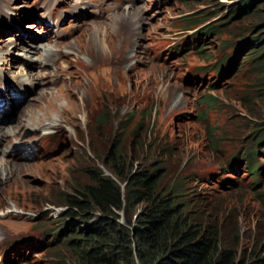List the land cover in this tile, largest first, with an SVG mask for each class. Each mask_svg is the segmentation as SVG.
<instances>
[{"label": "rangeland", "instance_id": "374dc122", "mask_svg": "<svg viewBox=\"0 0 264 264\" xmlns=\"http://www.w3.org/2000/svg\"><path fill=\"white\" fill-rule=\"evenodd\" d=\"M215 1L190 8L185 5L190 0H0V67L6 77L0 71V87L6 86L7 96H15L11 85L29 90L18 104L0 109V125L16 130L17 119L32 107L37 121L18 127L17 143L0 145L9 149L12 163L28 169L18 183L0 187V264H60L58 258L67 251L53 246L50 235L64 205L52 203L77 183H86L84 170L102 167L111 149L133 170L162 168L158 187L176 183L183 189L193 200H183L192 217L216 221L217 227L234 225L238 259H264V177L255 175L258 184L252 187L253 176L229 165L241 146L251 143L252 131H264V95L251 92L255 54L244 56L231 78L211 88L199 79L197 69L209 66L213 51L197 53L180 46L185 22L178 14L199 15L211 5L230 3ZM67 12L82 18L74 20ZM132 12L133 25L121 21ZM263 17L264 5L254 6L229 21L218 41L240 30L264 36ZM26 24L32 26L28 30L33 44L60 47L62 52L48 57L59 64L53 75L58 80L52 81L51 66L40 70L46 63L39 67V52L23 61L16 54L22 51L17 37H27ZM44 27L41 35L38 30ZM120 48L128 56L121 64L99 60V54ZM64 53L68 57L60 63ZM24 68L38 78L35 87L32 79L20 77ZM259 82L264 84V78ZM40 90L49 97L37 102L33 98ZM53 118L60 131L57 126L51 131L42 127ZM227 211L229 220H222Z\"/></svg>", "mask_w": 264, "mask_h": 264}, {"label": "trees", "instance_id": "16d2710c", "mask_svg": "<svg viewBox=\"0 0 264 264\" xmlns=\"http://www.w3.org/2000/svg\"><path fill=\"white\" fill-rule=\"evenodd\" d=\"M206 1L185 5L194 8ZM258 5L264 0H239L232 8L247 12ZM252 63L256 80L251 92L259 97L264 95L259 82L264 78V40ZM242 104L249 112L248 104ZM101 165L108 174L99 166L86 168L87 182L52 203L64 205L50 235L53 246L67 251L58 258L60 264H264L258 256L247 262L237 258L234 225L217 227L216 221L192 217L187 203L193 200L176 183L159 188L162 168L133 170L114 149ZM230 213L222 220H229Z\"/></svg>", "mask_w": 264, "mask_h": 264}, {"label": "clouds", "instance_id": "9594fccd", "mask_svg": "<svg viewBox=\"0 0 264 264\" xmlns=\"http://www.w3.org/2000/svg\"><path fill=\"white\" fill-rule=\"evenodd\" d=\"M238 1L230 0V3H226L228 5L219 4L215 8L210 7V10H201L199 15H191L193 11L178 14L180 21L185 22L180 28L184 33L180 43L181 48L187 47L190 51L197 53H201L203 49L213 51V59L209 60V66H200L197 69L200 73L199 79L205 80L208 87L211 88H216L231 78L241 66L244 56L255 54L252 56L253 60L257 55V50L262 45V40H264V36L259 33L254 34L251 30H240L218 41L219 36L227 32L226 24L245 13L239 11L238 8H232ZM217 12H221V14H217ZM42 127H47L49 128L48 131H51L53 129L50 128L54 126ZM57 129L59 130V126H57ZM261 129L262 127H259V130ZM248 141L251 143L247 147L241 146L242 151L233 155L229 165L235 164L239 169L244 168L242 172L253 176L250 183L254 187L258 184L255 175L256 177H264V131H252ZM24 145H28L27 141L24 142ZM120 185L123 187V184ZM63 210L64 208H61L58 214Z\"/></svg>", "mask_w": 264, "mask_h": 264}, {"label": "bare ground", "instance_id": "6f19581e", "mask_svg": "<svg viewBox=\"0 0 264 264\" xmlns=\"http://www.w3.org/2000/svg\"><path fill=\"white\" fill-rule=\"evenodd\" d=\"M41 2V1H40ZM95 3V2H94ZM94 3H91L90 4H94ZM106 4V3H105ZM102 5V6H105ZM100 7L102 9H104V7ZM116 7V6H115ZM114 6L111 7V11L113 10ZM139 11V10H138ZM68 13V12H67ZM74 20H77V19H80L82 18V14H80L79 16L75 17L73 15H71L70 13H68ZM129 16L123 18L121 21L124 20V22L126 23H129V24H132L135 20V15L131 13H128ZM84 16V15H83ZM36 18V17H35ZM138 19V18H137ZM45 20V19H44ZM43 21V20H42ZM56 22V21H55ZM32 24V23H31ZM31 24H26L23 26V28H25L23 31L24 34L27 35L26 38L22 39L21 36L17 37V40H16V43H18L21 47V52H17L16 54H19L20 56H22V61L26 58H28V54L29 53H32V52H39V57H38V60H42L43 62H41V64L39 65V67H41V65L45 64V66H42L40 70H43L45 67L47 66H51V69L49 71V74L51 73V78L53 77L52 81H55V80H58V78H56V76H53L54 73L57 71V68H58V63L56 61H54V59H51L50 61L48 60L49 56L51 54H54V53H58V52H62L60 50V47L58 46H50V45H37V44H33L31 42V39H30V29L32 26H30ZM47 23H45L46 25ZM134 24V23H133ZM132 24V25H133ZM38 25H42V24H38ZM126 25V24H125ZM131 25V26H132ZM132 28V27H131ZM98 29V28H97ZM42 31V32H41ZM46 29L42 30L41 28H39L38 32H41V35H43L45 33ZM98 31V30H97ZM13 32V30H12ZM97 33V32H96ZM99 33V32H98ZM104 33V32H103ZM103 41V40H102ZM99 44V43H98ZM99 47V46H98ZM98 50V49H97ZM100 52V51H99ZM102 53V52H101ZM126 51L123 49V48H120L118 50H115V51H112V52H107L106 54H99V60L102 61V59H104L105 61L104 62H107L108 60L110 61H113V60H119V64H121L122 62H124L127 54H125ZM75 56V55H74ZM42 57V59H41ZM68 57L67 54L64 53V56L62 55L60 57V60L59 62L61 63L62 61H64L66 58ZM128 58V56H127ZM48 61V62H47ZM1 63V62H0ZM22 64V63H21ZM24 64V63H23ZM25 64H29L28 66H33V63H31L30 61L28 62H25ZM24 64V65H25ZM8 65L9 62H8ZM26 66V65H25ZM38 67V65H37ZM39 69V68H38ZM34 70L36 72V74L39 76L41 73L39 72L40 70ZM1 67H0V71H1ZM20 71V74L17 73V72H13L15 74H19L21 75L20 77H27V78H30L32 80L30 81H33L32 83V87H35V85L37 84L38 82V78L36 77H33L32 74L29 72V71H26V69H19ZM5 73L1 71V77H5L4 75ZM4 75V76H3ZM14 77V76H13ZM20 79V78H19ZM36 79V80H34ZM27 80V79H26ZM24 82V80L22 81ZM57 83L54 84V86L56 85ZM53 86V87H54ZM11 92H15V96H11V93L9 96L5 95L4 94V90L6 89V86H3V87H0V109H10V104L14 103L15 105L18 104V100H19V96L22 97V96H26V89H27V86L25 87L22 86V85H11ZM52 87V86H51ZM18 89V90H17ZM27 91H29L27 89ZM41 92H39V96H35L37 97L36 98H33L34 100H36L37 102H40L41 99H46L49 97L48 93L44 92L43 90H40ZM3 93V95H2ZM28 96V95H27ZM42 96V98L40 97ZM36 107H38V104L37 105H34ZM65 106L63 105L62 108H64ZM86 108V107H85ZM31 109V108H30ZM33 109L34 107H32V109L29 111L28 110V113L27 114H24L22 115L20 118L24 120V122L20 121L21 119H17L19 121L18 124H16V130H14V127L13 126H3V125H0V145L1 144H5L11 146L12 143H17V139L18 137L21 135V133L19 131H17L18 127L20 129V127H23L24 123L25 122H28L31 121L33 122V124H28V125H32V126H35L37 121H34V114L33 113ZM86 110V109H85ZM32 111V112H31ZM22 114V113H21ZM18 117V116H17ZM58 119L57 118H53L51 119L49 122H48V126L50 125L51 127L54 126H58ZM8 125V124H7ZM46 126V125H45ZM24 127H26L24 125ZM24 130V129H23ZM19 147V146H18ZM15 148V147H14ZM6 150V151H5ZM9 149H6V147L3 148H0V153H1V156H0V187L4 186V185H8L9 183L11 182H15V183H18L19 180H20V174L27 171V167L25 166H17L16 164L12 163L11 160L8 158V154H9ZM24 151V150H23Z\"/></svg>", "mask_w": 264, "mask_h": 264}]
</instances>
